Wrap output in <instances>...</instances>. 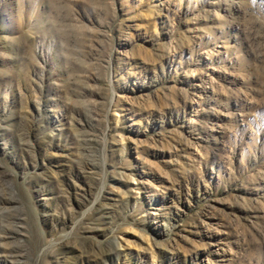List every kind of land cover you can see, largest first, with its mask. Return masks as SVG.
<instances>
[{
  "label": "rangeland",
  "instance_id": "obj_1",
  "mask_svg": "<svg viewBox=\"0 0 264 264\" xmlns=\"http://www.w3.org/2000/svg\"><path fill=\"white\" fill-rule=\"evenodd\" d=\"M0 264H264V0H0Z\"/></svg>",
  "mask_w": 264,
  "mask_h": 264
}]
</instances>
